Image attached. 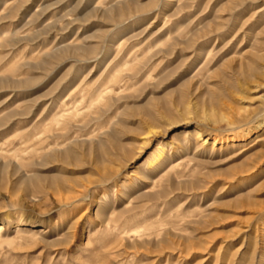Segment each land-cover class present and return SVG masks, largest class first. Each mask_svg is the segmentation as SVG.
Wrapping results in <instances>:
<instances>
[{"label": "rangeland", "instance_id": "rangeland-1", "mask_svg": "<svg viewBox=\"0 0 264 264\" xmlns=\"http://www.w3.org/2000/svg\"><path fill=\"white\" fill-rule=\"evenodd\" d=\"M121 1L0 0V161L79 142L0 177V264H264V0Z\"/></svg>", "mask_w": 264, "mask_h": 264}, {"label": "bare ground", "instance_id": "bare-ground-1", "mask_svg": "<svg viewBox=\"0 0 264 264\" xmlns=\"http://www.w3.org/2000/svg\"><path fill=\"white\" fill-rule=\"evenodd\" d=\"M118 4H119L118 6L112 7L109 10H107L109 13L108 16H110V15L113 16L114 11L116 9H119L120 11H122L124 13L126 10H128L127 7H131V6H129L131 4V0L130 1L129 0L128 1H121ZM107 11H106V14H108ZM117 14H120V13H117ZM118 18H120V17H118ZM17 39L18 38H11V39L5 40V42L2 45L3 46L13 45ZM177 41H175L174 43H176ZM174 43H172V44L174 45ZM80 48H81L80 46L67 45V46L61 47L55 51L47 52V54H45V55L48 58H52V59L63 57V55L67 54L68 52L77 56L79 54V51L81 50ZM163 51L166 52L167 50H163ZM253 57H254V55H253ZM48 58H46V59H48ZM251 58H252V56H251ZM252 60H254V62H252L250 64V60H249V63H247V64H249V66H252L251 69H253V71H254V70L258 69L259 62H257L256 57L253 58ZM43 65L44 66L46 65L45 61L39 62V63L35 64L34 66L41 68ZM248 70H250V69H248ZM30 79L28 78L26 80H20V79L14 80V79H11L9 77H5V78L0 79V84H6L8 82V83H11L15 86H23V85H26V84H29L30 82H32ZM17 113L18 112H14V113H12L11 116H13ZM2 124L3 123H0V125H2ZM65 129H66V127H64V130L61 132H54L51 134L49 133L47 136H44V135L48 129H46L43 132H37L36 129H32L31 131H27L28 133L25 134L21 138V143L24 144L23 149H22V153L24 155H27V154L30 155V157H31L30 161H23L24 160V159H22L23 157L16 159V161L15 160H13V161L9 160V158L7 160H4L3 162L0 161V177L5 174V175H7L8 179H11L12 175H14V177L20 178L19 180L26 187L27 186L29 187V185H35V187H36V183L39 182V184H40V182L42 181V175H39L37 173L30 175L27 172H24L25 170L23 168H28V167H32V166L33 167L34 166L44 167L52 161H65L66 156H68L73 149L72 146L74 144L79 143L77 140H73V139L71 140L70 137L67 136L68 133H66ZM162 155H164V151L158 150L154 161L156 163L160 162L161 157H163ZM15 157H17V156H15ZM166 162H167L166 160H164L163 162L161 161L159 164L158 163H157V165L155 164V166H156V168H162V166H164L166 164ZM52 178H53V182L57 185V187H61L60 181H62V180L60 179V177L58 175H55ZM159 194L160 193L153 195V197H155V198L159 197Z\"/></svg>", "mask_w": 264, "mask_h": 264}]
</instances>
